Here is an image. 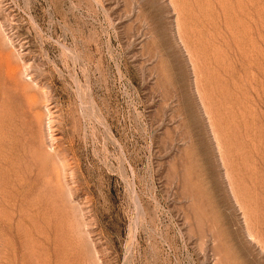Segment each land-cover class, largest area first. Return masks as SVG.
<instances>
[{
    "label": "rangeland",
    "instance_id": "1",
    "mask_svg": "<svg viewBox=\"0 0 264 264\" xmlns=\"http://www.w3.org/2000/svg\"><path fill=\"white\" fill-rule=\"evenodd\" d=\"M0 264H264V0H0Z\"/></svg>",
    "mask_w": 264,
    "mask_h": 264
},
{
    "label": "bare ground",
    "instance_id": "2",
    "mask_svg": "<svg viewBox=\"0 0 264 264\" xmlns=\"http://www.w3.org/2000/svg\"><path fill=\"white\" fill-rule=\"evenodd\" d=\"M13 70V69H12ZM16 71V70H15ZM14 73V72H13ZM12 73V74H13ZM6 74V73H5ZM27 78H30V77H27ZM26 80V79H25ZM52 114V113H51ZM48 115H49V112H48ZM47 116V115H46ZM51 116V115H50ZM50 116H49V118H50ZM47 118V117H46ZM46 121V120H45ZM47 124H48V129H50L49 127H50V125H51V122H50V119H49V121H47ZM47 127V126H46ZM47 130V129H46ZM49 132H52V131H49ZM48 133V132H47ZM51 134V133H50ZM47 135H49V134H47ZM51 136V135H50ZM50 136H48V137H50ZM50 143V142H49Z\"/></svg>",
    "mask_w": 264,
    "mask_h": 264
}]
</instances>
